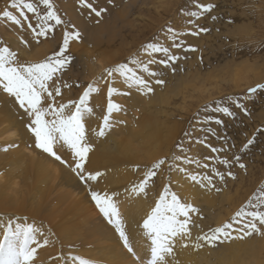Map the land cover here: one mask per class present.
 I'll list each match as a JSON object with an SVG mask.
<instances>
[{
	"label": "bare ground",
	"instance_id": "bare-ground-1",
	"mask_svg": "<svg viewBox=\"0 0 264 264\" xmlns=\"http://www.w3.org/2000/svg\"><path fill=\"white\" fill-rule=\"evenodd\" d=\"M59 2L63 3L61 7L67 17L77 19L75 8L78 4L67 0ZM144 6L139 8L138 17L145 11H150ZM127 7L130 8L125 5L122 11L107 19L106 23L101 22L94 25L95 27L91 26L92 28L78 20L85 39H79L81 49L77 53L85 58V66L92 77L89 82L98 77L105 68L120 64L114 62L126 54L125 46L116 41L121 38L117 35L122 34L124 26L134 29V20H128L131 17ZM225 9V14L219 12L220 17H229L231 10L235 8ZM117 24L120 26L117 27ZM76 46H72L71 50L75 51ZM115 75L114 86L120 91L113 94V101L121 105L122 110L113 112V127L103 137H98L92 130L99 128L106 113L108 97L105 80L99 81L101 84L98 82L100 91L93 93L89 99L98 109H94L93 115L85 120L87 140L92 146L85 168L89 172L100 171L103 175L96 181L87 183L82 182L68 166L72 164V156L66 149L61 148L58 151L62 160L67 162L61 163L35 146L34 135L27 127L28 118L14 97H9L5 92L2 94L0 89V225L12 219L13 226L15 223L34 224L41 227L46 234L50 232L49 243L37 249L34 264H78V261L72 259L73 256L97 261L99 264H141V261L146 264L150 242L143 236L140 226L155 206L165 181L161 180L158 185L149 182L150 189L141 193L133 192L132 189L143 179L145 171L153 163L152 160L162 155L168 158L173 139L180 133L183 121L172 118L174 110L169 109L170 99L165 97L159 87L155 85L153 90L159 97L158 102L152 97V93L128 89L123 78ZM60 98L56 97L57 103L70 100L64 98L63 102ZM169 163L167 162L168 168ZM135 171L142 173L137 174ZM168 173L172 182L181 179V173L174 171L173 167ZM183 184L187 195H195L197 189L201 193L206 192L205 187L189 177ZM90 188L119 194L114 199L141 261H137L124 247L119 233L108 223L92 199ZM156 188L158 190L154 192L152 189ZM208 198L210 208L216 206L213 205L216 202L214 196L210 195ZM2 236L3 227H0V238ZM253 238L252 235L243 241L233 240L232 251L228 246L230 250L222 256L221 251H215V254L207 245L196 249L191 241L187 242V246L177 241L174 248L175 260L179 264H263L264 237L257 235L256 239ZM192 241L195 240L192 238Z\"/></svg>",
	"mask_w": 264,
	"mask_h": 264
},
{
	"label": "rangeland",
	"instance_id": "rangeland-1",
	"mask_svg": "<svg viewBox=\"0 0 264 264\" xmlns=\"http://www.w3.org/2000/svg\"><path fill=\"white\" fill-rule=\"evenodd\" d=\"M59 1L53 0L58 14L64 21L74 26V28L70 27L69 30L77 31L79 29L81 34L79 39L83 41L85 34H82L83 31L78 20L84 21L83 23L88 27H95L101 22L106 23L107 19H111L118 11H122L125 5L130 7H127L131 17H128V20H134V29L124 26L122 34L118 33L117 35L118 38H121L116 41V43L121 42L120 44L125 46L127 55H122L114 63H129V59L134 56H139L143 60L164 59L162 53H155L153 57H149L143 51L144 45L150 42L161 43L169 47L172 54L182 57L171 67L159 64L150 66L153 70L164 73L163 77H157L165 81L163 85L154 82L157 78L149 77L146 73L141 74L150 81L153 90L156 85L165 97H169V109L174 110V113L171 114L172 118L183 121L180 133H178L177 138L173 139V147L167 162H171L173 156H184L199 161V164L188 163L186 160H176L173 169L181 173V179L172 182V178L168 176L170 168L167 167L166 162L149 182L158 185L161 180L165 181L163 186L168 183L171 190L177 192L182 200L192 203L200 210L199 213L190 214L192 222L189 224V228L194 240L198 235L206 233L214 227L225 222H231V217L242 207H245L249 199H253L254 194H258L259 190L264 188V90H258L252 99L241 101L245 107L250 109L248 115L231 101L226 100L229 96L244 97L248 94L250 87L264 83V0H152V2L149 0H132V2L137 1L135 4H130L132 3L131 0H88L97 11L101 8L105 9L100 16L92 12L81 0H67L78 4L75 8L77 15L75 20H72L70 16L67 17V13L61 7L63 3ZM33 2L38 3V0H33ZM197 4H213L215 7L196 18V26H194L188 23L189 20L194 19L188 13L198 10ZM163 5L164 7H162ZM141 6L150 10V13L145 11L138 17ZM40 7L42 11L45 10L42 5ZM228 7L235 9L231 10L229 17L227 15L220 17L219 12L225 14V8ZM107 9L109 10L107 11ZM5 10L11 11L21 19L22 23L17 25L0 15V46L6 45L10 49L12 48L13 50H11L15 51L21 60L30 62L41 61L59 50L63 43L65 26H57L51 34L40 37L39 42H37V38L27 27L28 21H24L23 17L19 15V10L12 7V0H0V14ZM25 14L35 26L33 14L26 10ZM213 17L217 18L213 19ZM93 18L94 20H92ZM231 25L232 28H230ZM119 26L120 24H117V27ZM169 27L177 32L185 33L179 36V40L184 41L181 48L172 47L173 41L169 38L167 31ZM199 28H207L209 31L199 32ZM191 32H199V34L192 35ZM79 39L69 41L67 54L74 59L60 74L61 84L66 82L71 85V87L62 86L61 88L60 99L63 102L64 98H70V100L79 98L92 79L85 66L87 64L85 58L82 54L77 53L81 49ZM73 43L74 45H72ZM72 46L77 47L75 51L71 50ZM188 46H192L196 50L185 51ZM129 66L135 67L133 64H129ZM172 68L176 69L175 72L172 71ZM151 93L152 97L159 102L158 95L154 94L153 91ZM217 100L224 101L236 113V117H227L213 112L212 109L216 107L215 101ZM89 105L93 110L98 109L95 108L96 106L92 101H89ZM206 105L208 107H205ZM208 115L219 116L224 121V126L221 127L214 122L203 123L204 118ZM208 127L214 128L217 135L226 136L227 141L217 139L216 136L207 131H201V129ZM258 128L261 131L257 132ZM254 134V143L244 149V144L252 139ZM200 140H204V143H200ZM212 147L223 148L225 151L213 153ZM237 155L240 157L239 161L233 159ZM218 156L226 157L231 162V167L228 168L220 164L216 159ZM209 157L211 159H208ZM160 158H164V155L152 161ZM204 164H208L209 167L204 168ZM240 164L245 165V167L241 168ZM175 165L186 168L189 173L197 174L198 180L200 176L205 174L212 176L213 185L205 187L206 192L201 193L197 189L195 195H187L183 183L184 180L187 181L188 176ZM213 167L224 173L223 180L212 172ZM228 171H231L234 176H228ZM135 172L137 174L142 173V171L141 173L140 171L139 173L138 171ZM163 177L164 179H162ZM147 189H150L149 184ZM216 189L220 190L217 191ZM152 190L157 192L158 189ZM210 195L216 199L213 204L216 206H212V208H210V202H207ZM253 202H255L254 199ZM245 210L251 211L253 209L245 207ZM234 227L237 225L234 224ZM253 236V239L257 238L256 234ZM253 242L256 243V240ZM233 243L231 241L230 243L218 244L216 247L208 246V249L214 251L215 254L221 251L222 256L228 252L227 250L231 249L232 251Z\"/></svg>",
	"mask_w": 264,
	"mask_h": 264
},
{
	"label": "snow or ice",
	"instance_id": "snow-or-ice-1",
	"mask_svg": "<svg viewBox=\"0 0 264 264\" xmlns=\"http://www.w3.org/2000/svg\"><path fill=\"white\" fill-rule=\"evenodd\" d=\"M88 8L100 16L105 9L101 8L97 11L88 0H81ZM45 10H41L40 6ZM12 7L19 10L20 17L24 21H28L27 27L37 42L40 37H46L51 34L52 30L57 26H65L63 34V43L57 52L45 57L41 61L30 62L22 61L15 51H12L8 46H0V89L7 93L9 97H14L19 108L23 110L24 115L28 118V129L34 135L35 146L42 149L44 152L53 156L61 163H67L58 155L59 149L63 148L70 152L72 156V164L68 165L72 171L82 182L96 181L103 175L102 172H89L85 168V161L88 158V153L92 147L87 140V129L85 120L93 115V108L89 105V99L93 93H98L100 90L97 84L101 80L107 82V108L103 115V123L98 129L92 131L98 137H103L113 127L111 120L113 112L122 110V106L113 101V94L120 90L114 86L118 74L123 78L124 84L128 89H136L140 92L151 93L153 88L150 81L145 79L141 73H146L149 77H163L164 73L153 70L150 66L153 64L171 67L177 60L182 57L172 54L170 48L158 43L150 42L144 45L143 51L153 57L155 53H162L164 59L156 60L150 58L147 60L141 59L139 56H134L129 59V63H120L112 67L105 68L103 72L96 77L92 82L88 83L83 94L78 100H69L66 103H57L56 97L61 95V88L71 87L66 82L61 84L62 72L74 59L67 54L69 41L79 39L80 32L72 31L69 28H74L69 22L64 21L58 14L53 0H38V3L33 0H12ZM196 11L188 13L194 19L189 20V24L195 25V19L203 15L204 12L210 11L215 7L213 4H197ZM33 14L35 26L29 21L25 14ZM3 17L8 18L17 25H21V19L14 15L11 11L5 10ZM217 17H213L216 19ZM169 38L173 41L172 47L181 48L184 41L179 40V36L185 33L177 32L169 27L167 29ZM207 28H199V32H207ZM199 32H191L192 35H198ZM179 41V42H177ZM196 50L192 46L185 48V51ZM133 64L135 67H130ZM175 68L172 71L175 72ZM156 84L163 85L165 81L157 78L154 81ZM258 90H264V83L256 84L248 89V94L244 97L229 96L226 100L231 101L235 106L241 109L246 115L250 114V109L245 107L242 100L252 99ZM216 107L213 112L220 113L227 117H236V113L222 100L215 101ZM205 107H208L206 105ZM214 122L216 125L224 126V121L219 116L208 115L204 118L203 123L210 124ZM216 136L217 139L227 141L226 136H219L216 130L212 127L201 129ZM261 129H257V132ZM255 134L252 139H249L243 148L247 149L253 144ZM204 143V140H200ZM213 153L225 151L223 148L212 147ZM168 158H160L154 161L145 171L143 179L133 187L132 191L141 193L145 192L151 178L157 175V171L165 160ZM208 159H211L209 157ZM220 164L230 168L231 162L226 157H216ZM239 161L237 155L233 158ZM176 160H186L188 163H197L191 157L173 156L169 163V168L174 166ZM180 171L184 172L192 181L198 182L201 187L213 185V177L202 175L197 177V174L189 173L186 168H180L175 165ZM138 167V166H137ZM208 168V164L203 165ZM241 168L245 165L240 164ZM212 172L221 180L224 179V173L218 171L215 167ZM228 176H234L231 171L227 172ZM219 191L220 189H216ZM92 199L96 202L99 211L107 219L108 223L115 227L119 233V237L123 242L124 247L131 253L137 261H141V257L137 255L134 242L128 232L126 223L119 212V206L116 199L119 194L116 192L108 193L107 191L92 190L90 188ZM253 199L255 202H253ZM253 199H249L245 207H250L251 211L245 210L242 207L232 217L231 222H225L220 226L210 229L208 232L198 235L195 241H192V234L189 224L192 222L190 214L199 213V209L192 203L181 199L179 194L168 185L164 186L163 191L155 202V206L146 215L141 224L143 236L149 241V249L146 253V264H179L175 260L174 248L177 241L183 242V246H187V242H192L196 249L207 246L216 247L218 244L230 243L233 240L243 241L253 234L264 236V188L260 189L258 194H254ZM19 219V218H16ZM234 224L237 227H234ZM3 227V236L0 238V264H34L37 249L49 243V235L44 232L41 227L34 224L15 223L9 219L6 224L0 225ZM74 261L78 264H99L87 258L73 256ZM141 264H144L141 261Z\"/></svg>",
	"mask_w": 264,
	"mask_h": 264
}]
</instances>
